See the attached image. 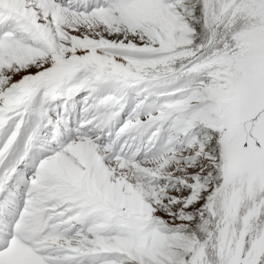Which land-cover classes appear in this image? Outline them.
<instances>
[{
	"label": "snow or ice",
	"instance_id": "obj_1",
	"mask_svg": "<svg viewBox=\"0 0 264 264\" xmlns=\"http://www.w3.org/2000/svg\"><path fill=\"white\" fill-rule=\"evenodd\" d=\"M0 264H264V0H0Z\"/></svg>",
	"mask_w": 264,
	"mask_h": 264
}]
</instances>
